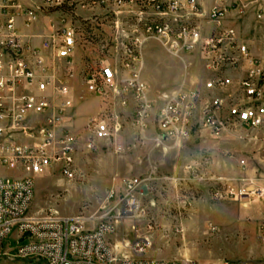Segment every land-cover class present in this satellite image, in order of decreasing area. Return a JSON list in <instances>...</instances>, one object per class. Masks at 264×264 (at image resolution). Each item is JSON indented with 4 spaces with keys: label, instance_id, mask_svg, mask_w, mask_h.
Returning <instances> with one entry per match:
<instances>
[{
    "label": "built area",
    "instance_id": "built-area-1",
    "mask_svg": "<svg viewBox=\"0 0 264 264\" xmlns=\"http://www.w3.org/2000/svg\"><path fill=\"white\" fill-rule=\"evenodd\" d=\"M201 1L0 0V168L19 167L25 173L15 179L0 177V264H197L147 258V242L135 228L134 242L124 246L125 254L119 257L110 243L120 221L140 217L138 195L150 177L123 180V195L93 227L88 226L92 220L82 216L29 215L35 176L59 167L62 176L73 179L76 139L59 130L72 108L66 81L52 86L49 67L41 57L44 49L25 40L21 31L22 24L30 25L38 15H57L58 33L46 49L64 61L74 57L77 22L92 30L104 17L111 31L121 32L112 57L84 77L86 87L109 110L94 123L88 150L96 149V142L114 139L115 151L123 152L117 138L121 125L114 122L128 111L133 127L139 133L154 130L158 142L185 141L201 134L218 139L233 132L264 137V59L254 58L238 30L228 26L234 14L264 21V0H220L208 13ZM102 6L101 15L84 10ZM208 27L210 32L205 31ZM156 36L173 39L178 49H198L212 74L203 90L181 88L174 96L163 97L158 108L141 76L143 41ZM230 71L245 75L234 79L228 76ZM40 117L45 121L31 126ZM256 161L264 167V148ZM239 166L240 176H218L211 158L205 157L187 170L193 177L209 175L214 202L258 196L264 203V189L256 187L264 179L248 177V160H240ZM114 198L111 192L109 200ZM259 238L264 240V225Z\"/></svg>",
    "mask_w": 264,
    "mask_h": 264
},
{
    "label": "rangeland",
    "instance_id": "rangeland-1",
    "mask_svg": "<svg viewBox=\"0 0 264 264\" xmlns=\"http://www.w3.org/2000/svg\"><path fill=\"white\" fill-rule=\"evenodd\" d=\"M84 10L97 15L104 12L103 6ZM58 18L57 15H38L30 25L22 24L21 34L25 40H31L33 46L44 49L41 57L49 67L52 86L57 87L62 80L66 81L72 108L66 113L59 130L70 129L76 139L75 173L73 179H67L61 175L59 167H53L35 176V198L29 215L45 216L56 212L67 219L82 216L91 219L92 223L88 226L93 227L123 195V180L150 177L152 181L138 195L140 217L120 221L110 241L114 247L119 244L116 251L119 257L126 253L124 246L134 242L133 228L138 230L143 239L150 236L160 239L148 247L147 257L150 258V253L158 250L160 254L155 259L170 257L176 248L174 243L182 237L181 222L187 223L191 216L196 217V222L187 233L188 250L198 264L246 257L249 245H244L241 236L232 235L227 239L224 231L218 233L221 228L213 220L221 222V209H228L233 215H238L243 210V204H250L248 209H252L260 201L264 207L262 199L258 196L234 200L225 197L222 202H214L206 180L209 175L193 177L187 168L205 157L211 158L213 173L218 176H225L219 164L223 167L225 163L231 169L237 164L234 158L248 160L249 168L259 165L255 159L264 148L262 134L233 132L218 139L201 134L185 141L158 142L154 130L139 133L133 127L132 111H128L124 115L120 114L114 122L121 125L117 138L124 148L123 152L115 151L114 139L96 142V149L88 150L87 144L93 142L94 123L100 121L109 110L107 104L86 87L84 77L97 72L101 62L112 57L111 54L118 47L117 42H120L121 32L111 31L109 20L104 17L101 21H95L92 30L77 22L75 54L72 60L64 61L58 59L55 51L46 49L58 33ZM174 43L173 39L161 36L143 41L141 76L157 108L163 97H172L181 88L203 90L211 78L198 49H178ZM37 120L39 122L31 126L40 125L45 117ZM23 176L25 173L19 167L0 168V177L15 179ZM111 192L117 198L109 200ZM216 204H220V210L213 212L212 207ZM210 218L213 220L207 221ZM203 220L208 223V233L212 226L209 224L218 228L213 226L215 231L209 233V237L203 234L206 229ZM257 225L252 226L256 228ZM245 241L249 242V239ZM254 241L250 239V242ZM259 264L264 263L260 261Z\"/></svg>",
    "mask_w": 264,
    "mask_h": 264
},
{
    "label": "crops",
    "instance_id": "crops-1",
    "mask_svg": "<svg viewBox=\"0 0 264 264\" xmlns=\"http://www.w3.org/2000/svg\"><path fill=\"white\" fill-rule=\"evenodd\" d=\"M220 0H202L201 1V6L204 11V13H208L209 10L219 2ZM233 21L228 24L229 27H234L238 30L239 34L241 35L242 40L244 41L245 45H247L253 55L254 58L256 59H264V21H257L255 17H241L240 15L234 14L232 15ZM239 18H242L243 20H238ZM207 29V28H206ZM208 32L211 31V28L208 27L207 29ZM211 74V73H210ZM245 75V72L239 73L235 71H230L228 73V76L238 79L240 77H243ZM212 78V74H211ZM210 78V79H211ZM204 88V87H203ZM58 102V100H57ZM45 121V120H44ZM75 126V123H74ZM68 132H70V129H67ZM241 159H236L234 158L233 160L237 162L236 165L228 167L225 163L223 164V167L220 166L223 170L222 174L225 176L233 175V176H240V166H239V161ZM195 164V163H194ZM193 164V165H194ZM192 166V165H191ZM217 168V167H215ZM214 169V167H213ZM220 170V169H219ZM221 174V173H220ZM248 177L249 178H264V167L261 165H256L254 167L249 168L248 171ZM256 187L258 188H263L264 189V180L259 181L256 184ZM252 204V203H251ZM250 204H243L240 212H238V215H233L230 210L228 209H221L222 215H221V222L217 223L215 222L212 218L207 219L208 220H213V222L220 227L221 229L219 230V234L221 232H225L227 239L228 237L234 236H241V239H243L244 245H249V254L246 257H241V259H235V260H217L215 263H210V264H226L230 262H236V263H241L243 261L244 264H259L260 261L264 263V241L260 240L258 237V231L259 227L264 225V207L263 204H261L260 201H258V205L252 209H248ZM211 210V209H210ZM220 210V204H216V206L212 207V211H217ZM196 217H190L188 222H181L180 224V229L181 235L180 238L174 243L175 251L172 253V255L166 259L163 260H158L155 259V256L160 254V251L158 250L157 252H151L150 253V258L147 257V252H146V257L152 260H157V261H194L198 264L197 260L191 255V253L188 250V242H187V233L189 229H192V226L194 222H196ZM204 221V220H203ZM204 224L206 225V229L203 231V234L209 237V233L211 234L212 230L209 231L208 233V228H207V222L204 221ZM257 225L255 228L252 225ZM212 225L209 227V230L214 228L216 225H213L212 223L209 224ZM235 225V226H234ZM218 233L216 235H218ZM112 237L110 238L111 241ZM147 241V246H151V244L157 240H160L158 237L150 236V237H145ZM245 239H249V242H246ZM250 239H255V241L252 243L250 242ZM168 243V242H167ZM113 246V245H112ZM119 244L115 246L116 251L118 250ZM147 247V249H148Z\"/></svg>",
    "mask_w": 264,
    "mask_h": 264
}]
</instances>
